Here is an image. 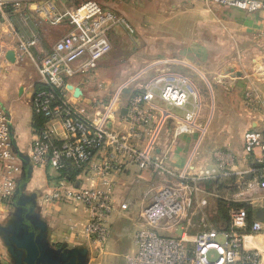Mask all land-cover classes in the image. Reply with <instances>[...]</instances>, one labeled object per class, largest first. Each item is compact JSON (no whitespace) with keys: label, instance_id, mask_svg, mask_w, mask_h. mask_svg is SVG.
I'll return each instance as SVG.
<instances>
[{"label":"built area","instance_id":"1","mask_svg":"<svg viewBox=\"0 0 264 264\" xmlns=\"http://www.w3.org/2000/svg\"><path fill=\"white\" fill-rule=\"evenodd\" d=\"M204 1L249 13L264 12V0ZM24 6L22 0H0V69L6 61L1 25L9 19V15H19L27 22L30 15ZM29 9L37 12L46 22L70 26L63 37L39 56L35 55L34 49L43 46L42 35L15 33L20 55L36 65L39 75L31 101L32 112L47 120L41 130H36L38 136L30 151L29 164L34 167L50 166L59 173L69 168L79 171L84 170L100 151H104L105 155L93 165L102 178L120 170L123 165L121 160L127 158L141 170L162 178L161 185L152 183L145 194L148 199L141 212L143 222L135 231L136 250L127 255L129 264H264L262 251L251 246L257 235H264V221L258 218L249 221L247 208L235 205L242 203L249 191L264 189V131L245 132L243 151L247 165L242 170L234 169L235 153L215 149V167L204 169L201 173L190 172L195 150L181 171H173L163 158L156 156L154 140L141 149L131 142V138H141V129L152 118L151 109H160L161 125L164 117L171 114L169 108L183 109L185 115L179 120L178 134L200 128L196 122L202 109L198 88L187 75L166 68L180 61L171 58L152 61L149 69L140 71L119 88L99 116L90 118L70 103L68 85L76 75L93 72L113 50L111 35L114 31L121 27L132 34L134 27L126 17L105 9L95 0L82 1L64 10L50 0ZM149 70L154 71L140 84L139 93L128 104L129 133L114 132L112 117L121 112V95ZM156 100L169 108L157 107ZM145 104L152 108H144ZM50 121H58L62 125L65 132L62 139L47 127ZM205 129L200 128L202 135L198 143ZM109 147L113 152L108 151ZM21 171L22 160L15 148L13 122L8 111L0 108V202L9 203L16 199L21 188ZM221 178L226 182L222 187L215 184L212 195L225 201L228 221L223 228L212 226L190 235L186 224L194 204L199 203L200 183L205 180L216 182ZM59 186L62 193L58 190L52 193V197L58 200L74 197L83 203L90 215L84 228L85 235L100 246L105 245L110 233L109 222L115 212L110 191L94 187L73 190L66 179ZM127 207L128 204L124 203L123 208ZM157 229L182 230V233L176 237L166 236ZM220 237L222 242L218 240ZM211 251L217 252L216 261L208 259Z\"/></svg>","mask_w":264,"mask_h":264},{"label":"crops","instance_id":"2","mask_svg":"<svg viewBox=\"0 0 264 264\" xmlns=\"http://www.w3.org/2000/svg\"><path fill=\"white\" fill-rule=\"evenodd\" d=\"M52 1L59 9H66L62 2ZM99 1L105 9L123 15L131 23L135 29L134 33L130 34L121 27L117 30L126 32L135 42V49L142 50V56L151 59L169 56L186 58L182 63L169 65L166 68L169 67L173 71L190 77L200 92L202 109L196 122L200 128H206L200 143H198L202 135L200 128L188 133H177V126L184 115V110L176 107L169 108L160 100H156L155 105L160 108H169L171 114L164 117V122L161 125L162 113L160 109H151L152 118L141 129V138H131V142L142 149L154 140L156 156L163 158L165 164L175 172L181 171L186 166L195 150V156L190 163V172L201 173L204 169L215 167L213 159L215 149H224L235 153L237 160L234 169L237 171L244 169L247 159L243 151V138L247 120L243 112H236L229 97L222 95L223 89L219 86V81L213 84L215 87L214 92L212 89L215 99L214 110L211 122L209 121L208 124L206 122L208 102L199 86V70L193 65V61H197V57H199V54L193 51V47L197 41L196 25L200 26V20L198 19V23L194 20L177 22L168 17L170 13L167 15V10H174L181 6L183 10L189 11L191 19L190 14H195L201 9L202 4H206L211 9H224L223 11L228 13L232 19L236 16H244L245 19L242 22L248 28L252 27L256 30H264V20H262L264 12L249 13L237 8L208 4L204 0ZM44 2L42 0H24V8L30 15L28 21H23L19 15H9V19L1 25L6 61L0 69V108L8 111L12 119L14 143L22 160V171L19 175L21 189L16 199L9 203L0 202V264H26V253L15 245L14 239L24 238L31 231L35 232V241L40 251L37 264H58L60 261H67L72 257H76L79 264H129L127 255L133 254L136 250L134 234L143 222L141 212L148 199L145 194L152 183L161 185L164 181L162 178L150 171L141 170L127 159L121 160L123 165L120 170H115L102 178L94 170L93 165L105 155L104 151H100L84 170L77 171L71 180L63 177L61 173L50 166L34 167L28 164L30 151L38 136L33 124L34 114L31 101L36 83L39 81V75L36 65L20 55L18 38L15 33L21 35L39 33L42 35L37 24L49 22L29 8L34 9ZM75 5L77 4L67 6V8ZM56 26L64 28L67 32L70 30V26L66 23ZM42 39L43 46L34 49L37 56L42 55L44 49L51 46L47 44L43 36ZM10 52L13 53L14 60L7 58V54ZM152 65L151 62L145 69H149ZM73 83L75 82L71 80L70 85L73 88L67 95L70 103L79 105L85 102L92 106V99L86 97L83 89L79 88L81 94H76L78 87L76 83ZM140 86L138 84L125 92L120 104L121 112L115 113L112 117V128L114 127L118 133H129L130 111L128 104L139 93ZM228 90L227 94L233 93L232 83ZM94 107L93 117L90 118H96L104 110L95 106V103ZM144 108L152 107L145 104ZM80 110L84 113L82 109ZM263 117L262 114L257 115L258 119L253 124L262 125ZM47 127L54 130L57 138L62 139L65 136L63 127L58 121L48 122ZM108 151L113 152V149L109 147ZM64 179L73 190L94 187L110 191L115 212L109 222L110 233L105 245L100 246L85 235L84 228L90 215L83 203L74 197L61 200L52 197V193L58 192V190L63 191L60 190L59 185ZM205 182L206 180L200 183V188L201 193L207 195L203 198L206 200L199 202L202 200L199 193L198 206L203 210L202 203L207 201L211 204L213 214L215 212L218 215V205L212 204L209 197L212 192L204 191ZM219 182L224 183L226 179L221 178ZM124 203L128 204L126 209L123 208ZM242 203L252 207L253 217L257 218L255 211L264 207V189L257 188L249 191ZM197 213L199 215L198 209L194 214ZM203 214L208 220L206 210L203 211ZM188 220L190 222V218ZM200 226L193 225L197 231L201 229ZM251 246L258 247L262 251L264 262V235H257Z\"/></svg>","mask_w":264,"mask_h":264},{"label":"rangeland","instance_id":"3","mask_svg":"<svg viewBox=\"0 0 264 264\" xmlns=\"http://www.w3.org/2000/svg\"><path fill=\"white\" fill-rule=\"evenodd\" d=\"M58 1L62 2L64 7L66 6L67 8V6L87 0ZM95 1L98 2L99 0ZM223 10L224 9H211L206 4H202L199 11H196L195 14H190V19L189 11L183 10L181 6H178L174 8V10L168 9L167 15L170 13L168 17L173 18V20L177 22L194 20L198 23V19L200 20V26L198 27L196 25L197 41L196 45L193 47V51L197 52L199 57H197V61H192L193 65L199 70V86L208 102L207 115L205 117L207 124L209 121L211 122L214 110L215 99L212 94V89L214 92L215 87L213 84L219 81V86L223 89V91L221 90L222 95L229 97L236 112L244 113V117L247 120L245 131H264V117L261 121L263 123L262 125L253 124L258 119L257 115H264V30H256L252 27L248 28L244 22H242L245 19L244 16H236L232 19L230 15ZM262 20H264V17H262ZM37 28L40 29V33L45 41H47V44L51 46L67 33L64 28L51 23H38ZM111 36L113 50L99 63V66L93 72L79 74L71 79L76 83L78 88L84 90L88 99H92V106L87 105L85 102L79 105L77 103L73 104L75 106L78 105L77 107L82 109L88 117H93L95 109L94 103L99 109H104L114 95H116L119 88L127 80L144 70L150 62L157 59L171 58L177 59L182 63L185 61L184 59H186L180 56L147 58L142 56V50H140V48L135 49V42H133L126 32L116 30ZM141 46H143V44H141ZM153 71L154 70H149L148 74H143L141 78L131 83L126 89L142 84ZM200 72L203 73L200 74ZM231 83L234 91L232 94H227L229 93L228 87H230ZM254 93L255 95L253 96ZM121 96L124 98L125 93ZM112 130L116 132L114 127ZM127 160L129 161L128 158ZM211 182L212 181L205 182L204 191L206 193L214 191L215 185ZM217 186L222 187L221 183H218ZM205 196L207 195L200 191L202 200L199 202L206 200L203 199ZM209 197L212 204L216 203L218 205V215H216L215 212L213 214L211 204L207 201L202 203L203 210L196 202L189 213L188 218H190V222L187 221L186 224L187 232L190 235H194L197 232L193 225H201V229H208L212 226L223 228L225 226L226 219L219 213V201L221 200L213 195ZM197 209L199 215L198 213L194 214ZM204 210L207 211L208 220L203 214ZM255 213L257 217H262L263 215L260 209H257ZM157 231L162 235L174 237L182 233V230L175 231L174 229H157ZM218 240L222 242L223 238L220 237ZM208 259L210 261H216L218 259L217 252L211 251L208 254Z\"/></svg>","mask_w":264,"mask_h":264},{"label":"water","instance_id":"4","mask_svg":"<svg viewBox=\"0 0 264 264\" xmlns=\"http://www.w3.org/2000/svg\"><path fill=\"white\" fill-rule=\"evenodd\" d=\"M7 58L10 60H14L13 53H8ZM73 88L72 85H68V89L71 90ZM129 89H126L125 92H128ZM76 94H81V90L79 88H76ZM127 110V109H126ZM111 125V123H109ZM29 164V159H28ZM30 165V164H29ZM20 189H18V193L20 192ZM17 193V194H18ZM263 212L262 217H257L258 219L264 221V207L260 209ZM35 232L31 231L29 234H27L24 238H15L14 242L15 245L19 249H23L26 253V264H37V259L39 257L40 251L39 247L35 241ZM58 264H79L78 259L76 257H72L67 261H60Z\"/></svg>","mask_w":264,"mask_h":264},{"label":"trees","instance_id":"5","mask_svg":"<svg viewBox=\"0 0 264 264\" xmlns=\"http://www.w3.org/2000/svg\"><path fill=\"white\" fill-rule=\"evenodd\" d=\"M46 122H47V120L43 116L34 114L33 124H34V127L36 128V130H41L44 127V125L46 124ZM76 174H77V170L72 169V168H69V169H67L61 173V175L63 177H66L70 180L73 179ZM213 183H214V185L215 184L217 185L219 183V180L216 182H213ZM222 184H224V183L222 182L221 186H222ZM219 200H221V201H219V213L223 216L224 219H226V222H227L228 221V212H227L228 209L226 207V203L222 199H219ZM235 205L245 206L247 208V211H248L249 221H252V219H254L252 207H250L246 203H235Z\"/></svg>","mask_w":264,"mask_h":264},{"label":"bare ground","instance_id":"6","mask_svg":"<svg viewBox=\"0 0 264 264\" xmlns=\"http://www.w3.org/2000/svg\"><path fill=\"white\" fill-rule=\"evenodd\" d=\"M262 69V68H261ZM264 69V68H263ZM264 71V70H263Z\"/></svg>","mask_w":264,"mask_h":264}]
</instances>
